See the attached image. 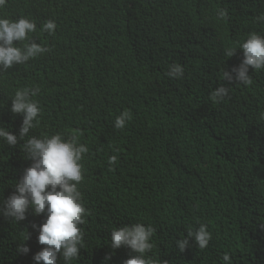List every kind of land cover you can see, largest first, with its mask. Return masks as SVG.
<instances>
[{
    "label": "trees",
    "instance_id": "1",
    "mask_svg": "<svg viewBox=\"0 0 264 264\" xmlns=\"http://www.w3.org/2000/svg\"><path fill=\"white\" fill-rule=\"evenodd\" d=\"M262 13L264 0H7L0 8V17L33 20L29 39L49 49L0 73V125L18 135L22 116L10 99L39 87V124L29 135L78 132L89 149L79 186L89 215L73 264H124L134 253L113 250L110 231L136 222L155 229L149 255L158 264H221L225 252L233 264H264V71L249 70L250 86L221 81L222 69L243 58L226 49L264 35ZM49 20L52 35L40 31ZM174 62L180 79L166 75ZM221 83L232 88L216 104L209 96ZM124 110L131 119L116 130ZM31 163L21 147L0 144V199ZM45 218L31 210L17 224L0 217V264H33L44 246L31 225ZM199 223L212 234L208 247L189 240L177 252L175 240ZM21 243L28 255L17 253Z\"/></svg>",
    "mask_w": 264,
    "mask_h": 264
},
{
    "label": "clouds",
    "instance_id": "2",
    "mask_svg": "<svg viewBox=\"0 0 264 264\" xmlns=\"http://www.w3.org/2000/svg\"><path fill=\"white\" fill-rule=\"evenodd\" d=\"M6 3L7 0H0V8L5 7ZM217 16L221 20L227 19V10H219ZM256 22L264 23V13L256 17ZM56 27L55 21L49 20L42 25L40 31L52 35ZM36 31L37 25L33 20L24 17L15 20L0 17V73L49 51L47 47L29 39V34ZM14 41L17 45L28 42L23 43L21 47L14 45ZM237 49L241 51L243 58L230 70L222 69L221 81L250 86L253 80L248 74L249 70L264 71V35L259 32L249 33L246 40L237 47L226 49L225 55L232 57ZM166 75L170 79H180L184 75V68L174 62L169 65ZM231 88L223 83L219 84L211 91L210 101L216 104L223 102L228 98ZM39 93V87H23L17 89L10 99V112L22 116L18 135L0 125V144L21 147L24 158L32 161L14 183L11 194L0 199V217L17 224L26 220L29 210L32 215L43 214L46 218L41 225H31L32 230L38 233V245L44 246L32 255L33 264H58V259L63 264H73L80 259V251L84 248L85 232L82 226L86 224L85 218L89 215L79 190L84 178L82 161L89 149L79 142L78 132L68 137L61 133L29 135L39 124L41 109L38 101L33 99ZM130 119V112L124 110L116 116L113 127L122 130ZM20 141L23 143L20 144ZM116 161L117 156L112 155L108 163L112 166ZM154 232L152 226L140 222L113 228L109 237L110 247L115 250L123 246L134 253L124 264H158V261L149 255L154 248ZM186 233L187 236L174 242L179 253L189 247V240L203 251L212 239V234L204 223L189 225ZM30 235L25 234L23 241L28 240ZM30 251L25 243H21L17 248L20 255H28ZM110 259V256L105 257L106 261ZM221 264H233L230 253L222 254Z\"/></svg>",
    "mask_w": 264,
    "mask_h": 264
}]
</instances>
